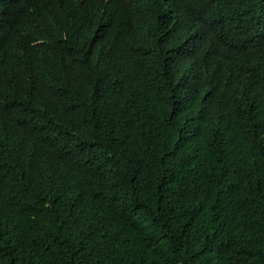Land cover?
Instances as JSON below:
<instances>
[{"label": "trees", "instance_id": "obj_1", "mask_svg": "<svg viewBox=\"0 0 264 264\" xmlns=\"http://www.w3.org/2000/svg\"><path fill=\"white\" fill-rule=\"evenodd\" d=\"M0 264H264V0H0Z\"/></svg>", "mask_w": 264, "mask_h": 264}]
</instances>
